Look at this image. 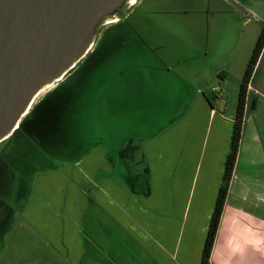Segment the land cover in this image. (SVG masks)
<instances>
[{
    "label": "crops",
    "instance_id": "1",
    "mask_svg": "<svg viewBox=\"0 0 264 264\" xmlns=\"http://www.w3.org/2000/svg\"><path fill=\"white\" fill-rule=\"evenodd\" d=\"M225 34L213 33V38L208 37V45L223 43ZM208 45L203 52L199 50L200 64L209 57ZM221 46H215L216 50ZM159 48L145 42L138 33L134 55L146 60L142 66L133 68L150 67L149 79L169 78L170 69L158 55ZM109 52L103 69H108L109 61L121 57L118 49ZM90 63L89 68L96 73V61L91 59ZM263 67L264 47L247 84L240 141L209 264H264L263 74L257 84L261 86L255 85ZM188 68L189 65L183 70ZM198 70L195 68L194 73ZM95 76L97 73L93 79ZM220 76V87L213 93L200 91L185 109L172 110L165 118L162 113L151 111L145 115L146 105L136 99L123 101L126 93L119 88L115 92V96L120 95L115 101L120 100L122 107L115 114L119 115L118 121L127 120L123 119V110L135 111V115L128 117L129 121L135 120L137 130L131 132L137 133L133 157L120 160L117 156L120 146H116L111 147L113 157L110 154L108 159L107 147L96 140L85 156L48 162L35 171L31 194L21 210L28 234L40 240L46 253L48 249L58 255L63 264H201L238 103L239 89L235 102L230 104L222 90L225 73L221 71ZM111 78L109 86L115 81ZM142 85L135 84L136 91ZM166 86L173 96L175 86L172 83ZM181 93H176L178 98ZM157 98L148 90L149 103ZM102 99L107 115L114 99L109 102ZM105 115L100 113L98 118ZM93 121L87 122L93 127L92 133ZM150 123L156 126L145 129ZM137 161L148 168L147 196L142 193L143 177L135 186L137 192H132L125 180L128 172L136 174Z\"/></svg>",
    "mask_w": 264,
    "mask_h": 264
},
{
    "label": "rangeland",
    "instance_id": "2",
    "mask_svg": "<svg viewBox=\"0 0 264 264\" xmlns=\"http://www.w3.org/2000/svg\"><path fill=\"white\" fill-rule=\"evenodd\" d=\"M235 1L247 13L238 9L228 0H142L141 4L138 3L133 6L129 22L145 42L160 47L158 55L167 62L165 66L170 69V81L168 77L161 80L149 79L147 77L149 75L147 68L150 67L133 68L137 65L142 66L146 57L144 59L143 56L134 55V45L128 44L130 39L126 37V42L124 41L120 45L121 57L115 62L109 61L108 69L107 67L103 69L105 65L99 66V70L96 71H99L100 74L95 77L96 82L90 89L85 81V76L82 77L81 82L83 84L82 88H80V93L83 94L78 98H89L92 101L93 108L86 118L83 117V109L80 108L82 112L78 113L76 120V126L80 127L78 129L80 133L76 132L71 139L91 136L90 134L87 135L86 132L89 118L91 121L95 120L92 136L96 137V140L97 138H102L106 144L109 141L113 146H123L129 142L134 145L137 133L131 132H137L135 120L129 121L128 117L135 115V111L128 113L123 110V119L127 120L123 123L121 122L122 125L119 122L121 121L119 115L118 117L115 115L122 109L120 100L115 101L120 96H115V92H118L119 88L126 93L125 97L122 98L123 101L136 99L137 103L146 105L144 107L145 115H150L151 111L155 114L162 113L165 118L171 115L170 112L172 110H178L182 107L185 109L189 101L198 97L200 91L201 93L204 91L209 95L211 92L213 93L215 89L220 87L222 82L220 80V72L223 71L225 73V83L222 90L225 92V96H228L230 104L234 103L241 78L254 49L257 37L264 25V0ZM104 26L100 24L97 30ZM127 27L125 23H122L117 32L126 36H128V33H136L132 27L128 25ZM130 28H132V32L129 30ZM213 33L215 36H217V33H226L223 43L220 42L218 44L215 42L212 46L208 45V39L210 35L213 38ZM95 41L96 39H94ZM221 44L223 50L221 51V48L216 50L215 46L217 47ZM207 45L210 51L207 50L210 53L209 57H205L200 64L198 59ZM141 49L146 52L145 47L141 46ZM140 58H143V60ZM90 64V62L86 63V60L79 62L76 68L73 69V73L77 72L80 75L82 74V76L85 75ZM187 65H189L187 71L183 70ZM195 68L199 69L200 77L198 72L197 74L194 73ZM71 74L72 71L66 76V88L61 90L64 101L66 99L69 100V87L67 85L71 82ZM261 74L264 75V67L262 71L261 68L259 69L255 85L259 83ZM111 76V79H115V81L109 86L108 79ZM166 83H172L176 88V93L182 92L181 96L178 98L176 93L172 96V90L166 86ZM135 84L143 85L141 89L136 91ZM259 86L261 85L259 84ZM259 86L257 85L256 87ZM148 90H151L158 97L155 101L152 99L151 103L147 100ZM44 91H40L38 97ZM104 92H106L104 98L108 99V102L109 99L110 101L114 99L110 103L107 115H105L104 102L101 96ZM69 104L68 101H65L62 108L67 109ZM83 104L81 103L80 105L83 106ZM132 104L134 105L135 101ZM100 113L105 116L98 118ZM66 122L69 124L68 120ZM152 124H148L145 129H151L156 126ZM69 137L70 135L68 134L67 138ZM124 141L125 143H123ZM110 154L113 157V150ZM48 162L51 161L39 162L38 165L44 166ZM129 165H131V162H129ZM135 166L137 168L135 169L136 173L141 172L142 174L143 164L137 161ZM129 174L128 172L126 176H130ZM142 176L144 179V173ZM135 188L137 189V187ZM23 228L24 226L21 229L15 227L11 233L4 235L6 254L4 252V257L0 264H63L58 255L50 253L48 249L46 253L42 245H39L38 239H33L28 234L27 229L23 231ZM38 256L44 257L41 261H33Z\"/></svg>",
    "mask_w": 264,
    "mask_h": 264
},
{
    "label": "water",
    "instance_id": "3",
    "mask_svg": "<svg viewBox=\"0 0 264 264\" xmlns=\"http://www.w3.org/2000/svg\"><path fill=\"white\" fill-rule=\"evenodd\" d=\"M129 1L0 0V142L35 96L89 52L98 26L120 17Z\"/></svg>",
    "mask_w": 264,
    "mask_h": 264
},
{
    "label": "flooded vegetation",
    "instance_id": "4",
    "mask_svg": "<svg viewBox=\"0 0 264 264\" xmlns=\"http://www.w3.org/2000/svg\"><path fill=\"white\" fill-rule=\"evenodd\" d=\"M138 3L141 4L142 0H135V3L127 2L120 17L115 21L102 23L105 26L97 30L96 41L91 47L90 54L88 52L81 61L86 60L87 63L91 59L92 62L95 60L99 70L100 65H105L110 50L118 49L120 51V45L124 41L126 42L127 38L130 39L128 44L134 45L138 32L131 26L129 17L132 7ZM122 23H125L126 27L127 25L132 27L136 33H128V36L118 33L117 30L120 29ZM132 28L129 30L131 31ZM86 72L82 76L77 72L73 73L72 70L71 82L67 85L69 87V100H65L70 103L67 109L62 108L65 101L62 99L61 90L66 88V76L69 73L54 83L52 87L43 90L44 93L40 97H38V93L20 118L16 128L0 142V261L4 257V252L6 254L4 235L11 233L15 227L21 229L24 226L23 231L27 229L21 210L32 191V176L35 171L42 167L38 163L55 162L63 159L74 160L80 156H85L96 141L95 137L92 136V126L89 127L88 123L86 132L87 135H91L90 137L71 139L76 132L80 133L78 130L80 127L76 126L78 113L82 112L80 108L83 109V117L85 118L92 111V101L88 97V99L78 98L83 94L80 93L83 84L81 81L82 77L85 76V81L90 89L96 81L93 76L96 73L98 76L100 72L96 71L95 73L92 68ZM101 96L104 98L106 92ZM81 103H84L83 106L80 105ZM66 120L69 121V124ZM88 121H90L89 118ZM68 134L70 135L69 138H67ZM97 141L107 147L106 157L110 159V149L111 147L116 149V146L111 145L109 141L106 144L102 138H97ZM125 147L126 144L117 150V156L120 160L126 159L121 156ZM38 241L41 245L40 240ZM41 258L38 256L33 261H40Z\"/></svg>",
    "mask_w": 264,
    "mask_h": 264
},
{
    "label": "trees",
    "instance_id": "5",
    "mask_svg": "<svg viewBox=\"0 0 264 264\" xmlns=\"http://www.w3.org/2000/svg\"><path fill=\"white\" fill-rule=\"evenodd\" d=\"M264 24V21H263ZM264 47V25L261 28V31L258 35V38L256 40L254 49L252 51V54L250 56V59L246 65L245 71L243 73L241 83H240V88L238 92V103H237V108H236V116L234 120V126H233V131L231 135V141H230V150L229 154L226 159L225 163V169L222 177V182L220 184L219 190H218V195L216 198L215 206L213 209V213L210 219L209 227H208V232L207 236L205 239L203 251H202V259H201V264H209V255L210 251L213 245L214 237L217 231V226H218V221L220 218V213L222 211V206L224 204L226 194H227V189H228V183L230 180V176L232 173V168L234 165V161L236 158V153L238 150V144L240 141V136H241V131H242V122H243V111H244V105H245V94H246V88L247 84L250 80V77L254 71V67L256 65V62L258 60V57ZM220 78H222L220 76ZM253 104L251 105V108L253 109ZM137 150V147L134 145H131V142L126 144V147L122 151V157L126 159H131L134 155V152ZM124 154V155H123ZM143 173H144V185L145 189L143 190V195L147 196L149 194V182H148V168L144 166L143 168ZM142 173V174H143ZM142 174L136 173L132 174L130 176H126L125 180L127 184L129 185L130 189L133 192H137L138 190L135 188L137 182L139 179L143 176Z\"/></svg>",
    "mask_w": 264,
    "mask_h": 264
},
{
    "label": "snow or ice",
    "instance_id": "6",
    "mask_svg": "<svg viewBox=\"0 0 264 264\" xmlns=\"http://www.w3.org/2000/svg\"><path fill=\"white\" fill-rule=\"evenodd\" d=\"M133 3H135V0H132Z\"/></svg>",
    "mask_w": 264,
    "mask_h": 264
},
{
    "label": "bare ground",
    "instance_id": "7",
    "mask_svg": "<svg viewBox=\"0 0 264 264\" xmlns=\"http://www.w3.org/2000/svg\"><path fill=\"white\" fill-rule=\"evenodd\" d=\"M38 95V94H37ZM36 97V96H35Z\"/></svg>",
    "mask_w": 264,
    "mask_h": 264
}]
</instances>
